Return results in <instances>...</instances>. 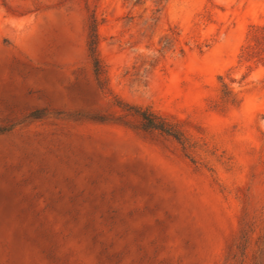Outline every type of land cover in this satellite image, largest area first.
<instances>
[{
    "label": "rangeland",
    "instance_id": "374dc122",
    "mask_svg": "<svg viewBox=\"0 0 264 264\" xmlns=\"http://www.w3.org/2000/svg\"><path fill=\"white\" fill-rule=\"evenodd\" d=\"M262 27L264 0H0V264H264Z\"/></svg>",
    "mask_w": 264,
    "mask_h": 264
},
{
    "label": "trees",
    "instance_id": "16d2710c",
    "mask_svg": "<svg viewBox=\"0 0 264 264\" xmlns=\"http://www.w3.org/2000/svg\"><path fill=\"white\" fill-rule=\"evenodd\" d=\"M252 42L253 45L247 46L242 52L243 59L250 60L259 57V60L264 62V27L252 31ZM97 45L98 36L94 25L91 23L88 30L87 50L91 59L95 80L98 86L103 89V86L106 84V71L99 59ZM121 111L125 112L126 116H130L136 120L137 129L173 138L181 146L182 151L190 158L191 162H193L194 158L192 155H197L202 146H204V144H199L197 140L187 136L179 121L169 119L148 107L130 106L126 109H121ZM90 119L100 123L108 121V118L101 113L92 116Z\"/></svg>",
    "mask_w": 264,
    "mask_h": 264
}]
</instances>
